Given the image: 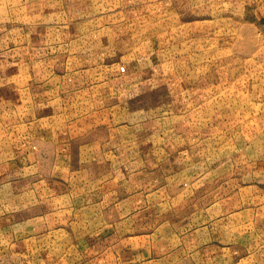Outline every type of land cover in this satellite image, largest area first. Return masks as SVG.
Segmentation results:
<instances>
[{
	"label": "rangeland",
	"instance_id": "obj_1",
	"mask_svg": "<svg viewBox=\"0 0 264 264\" xmlns=\"http://www.w3.org/2000/svg\"><path fill=\"white\" fill-rule=\"evenodd\" d=\"M227 1L0 0V264H264V25Z\"/></svg>",
	"mask_w": 264,
	"mask_h": 264
},
{
	"label": "crops",
	"instance_id": "obj_2",
	"mask_svg": "<svg viewBox=\"0 0 264 264\" xmlns=\"http://www.w3.org/2000/svg\"><path fill=\"white\" fill-rule=\"evenodd\" d=\"M225 4H228L235 14H241L245 18L253 16L252 18L257 21L256 23L264 25V0H228ZM49 132L50 130H47V133ZM46 138L49 140V137L46 136ZM116 183L117 178L114 177L107 184L103 183L97 186V193L99 194L97 198L94 200L92 193L86 199V202L91 205L99 204L101 206L114 202L120 204L119 196H116L114 200L109 198L111 191L115 189L119 191L118 185L113 186ZM97 231L99 230H95L94 233ZM107 236V233L103 235V231H100V239L96 242V253L100 252L102 256H94L95 258L91 264H183L184 262L194 261L199 263L198 252H196L195 260L194 252H191L192 255H188L184 250L178 249L181 244L172 247L165 245L166 248L163 250V248H160L162 245H160L159 239L154 238L151 240V235L148 236L147 245L143 243L146 238L143 240L142 236L129 235L127 238L114 239L111 243H108V239H105ZM199 253L201 252L199 251ZM201 261H204L203 258H201ZM78 264H90V261H82Z\"/></svg>",
	"mask_w": 264,
	"mask_h": 264
}]
</instances>
